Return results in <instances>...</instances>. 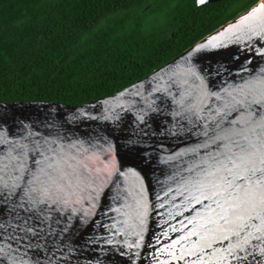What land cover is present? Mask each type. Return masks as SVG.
<instances>
[{"label": "water", "instance_id": "obj_1", "mask_svg": "<svg viewBox=\"0 0 264 264\" xmlns=\"http://www.w3.org/2000/svg\"><path fill=\"white\" fill-rule=\"evenodd\" d=\"M262 2L109 98L0 102V264H264Z\"/></svg>", "mask_w": 264, "mask_h": 264}, {"label": "trees", "instance_id": "obj_2", "mask_svg": "<svg viewBox=\"0 0 264 264\" xmlns=\"http://www.w3.org/2000/svg\"><path fill=\"white\" fill-rule=\"evenodd\" d=\"M260 1L0 0V102L109 98Z\"/></svg>", "mask_w": 264, "mask_h": 264}, {"label": "bare ground", "instance_id": "obj_3", "mask_svg": "<svg viewBox=\"0 0 264 264\" xmlns=\"http://www.w3.org/2000/svg\"><path fill=\"white\" fill-rule=\"evenodd\" d=\"M261 8L264 9V0L262 2ZM99 160L100 159H94V160H92V162L95 163L94 164L95 166H97L98 163L100 162ZM85 197H86V195H82V197L79 196V195H76L74 197H65V198L62 199V201L63 202H70V201H72V203H69L70 205L68 203H65V205L67 207H69L68 213H76L78 211V209L81 208V205L83 204V201H84V198Z\"/></svg>", "mask_w": 264, "mask_h": 264}]
</instances>
